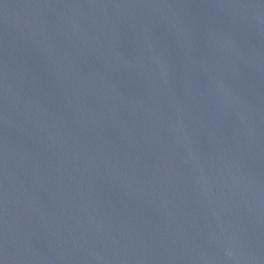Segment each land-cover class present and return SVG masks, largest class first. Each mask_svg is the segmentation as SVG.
<instances>
[{"label":"water","instance_id":"1","mask_svg":"<svg viewBox=\"0 0 264 264\" xmlns=\"http://www.w3.org/2000/svg\"><path fill=\"white\" fill-rule=\"evenodd\" d=\"M0 264H264V0H0Z\"/></svg>","mask_w":264,"mask_h":264}]
</instances>
